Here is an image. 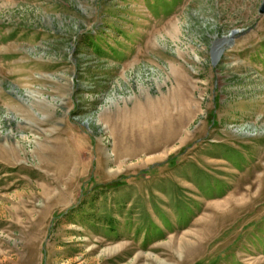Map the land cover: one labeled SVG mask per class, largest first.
I'll use <instances>...</instances> for the list:
<instances>
[{"label":"rangeland","instance_id":"obj_1","mask_svg":"<svg viewBox=\"0 0 264 264\" xmlns=\"http://www.w3.org/2000/svg\"><path fill=\"white\" fill-rule=\"evenodd\" d=\"M261 2L0 0V264H264Z\"/></svg>","mask_w":264,"mask_h":264},{"label":"water","instance_id":"obj_2","mask_svg":"<svg viewBox=\"0 0 264 264\" xmlns=\"http://www.w3.org/2000/svg\"><path fill=\"white\" fill-rule=\"evenodd\" d=\"M258 11H259L260 14H264V0H262Z\"/></svg>","mask_w":264,"mask_h":264},{"label":"bare ground","instance_id":"obj_3","mask_svg":"<svg viewBox=\"0 0 264 264\" xmlns=\"http://www.w3.org/2000/svg\"><path fill=\"white\" fill-rule=\"evenodd\" d=\"M226 38H228V37H226ZM227 40V39H226Z\"/></svg>","mask_w":264,"mask_h":264}]
</instances>
